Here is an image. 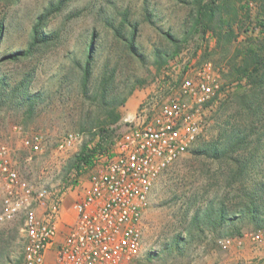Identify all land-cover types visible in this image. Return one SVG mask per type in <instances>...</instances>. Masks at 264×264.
Here are the masks:
<instances>
[{
  "label": "rangeland",
  "instance_id": "obj_1",
  "mask_svg": "<svg viewBox=\"0 0 264 264\" xmlns=\"http://www.w3.org/2000/svg\"><path fill=\"white\" fill-rule=\"evenodd\" d=\"M204 1L0 0V143L34 186L85 180L89 167L76 169L73 158L101 129L108 146L137 122L142 100L151 115L177 95L182 69L193 76L199 63L213 65L221 89L208 127L153 185L133 264H264V234L259 242L247 237L264 228V83L228 76L233 63L250 68L248 47L264 44V0H222L223 22L216 15L207 28L199 22ZM36 131L45 136L39 154L21 141ZM67 132L78 139L56 149ZM21 229V215L0 221V264H21ZM225 237L227 248L219 243Z\"/></svg>",
  "mask_w": 264,
  "mask_h": 264
},
{
  "label": "built area",
  "instance_id": "obj_2",
  "mask_svg": "<svg viewBox=\"0 0 264 264\" xmlns=\"http://www.w3.org/2000/svg\"><path fill=\"white\" fill-rule=\"evenodd\" d=\"M187 70L179 74L177 95L161 100L156 112L149 115V101L139 103L137 122L94 152L85 180L34 186L19 175L0 143V221L22 217L21 264H133L140 257L142 220L153 185L204 134L219 87L210 61L199 63L193 76ZM77 139L67 132L56 149H68ZM44 140L40 131L21 139L34 154L44 151ZM68 190L75 194L64 219ZM61 225L66 228L59 238ZM263 234L264 228L247 237L259 242ZM231 241L225 237L219 243L227 248Z\"/></svg>",
  "mask_w": 264,
  "mask_h": 264
},
{
  "label": "trees",
  "instance_id": "obj_3",
  "mask_svg": "<svg viewBox=\"0 0 264 264\" xmlns=\"http://www.w3.org/2000/svg\"><path fill=\"white\" fill-rule=\"evenodd\" d=\"M222 2V0H205L202 4L199 5V14H200V23H203L204 28L208 25L207 22H211L215 17H217L218 23H222L223 19L221 16V13L223 11L222 4H219V2ZM217 15V16H216ZM123 20H125V16L123 17ZM264 26V23L262 24ZM207 28V27H206ZM34 33H37L36 27H34ZM35 39H37V35H33ZM46 41V38H43V40H40V43H43ZM248 54H246V57H253V65L249 68L250 64L248 62H242L241 64L233 63L230 65V72L228 73V76H233L239 80H241L243 77L248 79V81H252L253 85L264 83V44L258 48V51L255 50L252 46L248 47ZM22 53H14L13 56L17 57L18 55H25L28 50L21 51ZM88 59L86 60L84 66H83V73L86 74L88 69ZM236 75V76H234ZM242 77V78H241ZM256 78L259 80L256 81ZM4 81L0 79V86H3ZM221 89V86L218 87V89ZM217 89V90H218ZM3 91L0 89V98L2 97ZM113 121H117L119 119V115L114 116ZM107 135V129H101V138L100 140L91 148L83 147L80 149V151L75 155L73 158V166L76 169H81L84 166L89 167L92 164V156L94 152L98 149H103L106 146L104 145V139ZM112 143V142H111ZM244 168L240 167V172H242ZM248 213L252 219L255 217L256 210L252 206ZM218 216L221 218L223 216V213L220 210H218Z\"/></svg>",
  "mask_w": 264,
  "mask_h": 264
},
{
  "label": "crops",
  "instance_id": "obj_4",
  "mask_svg": "<svg viewBox=\"0 0 264 264\" xmlns=\"http://www.w3.org/2000/svg\"><path fill=\"white\" fill-rule=\"evenodd\" d=\"M132 103H131V107L133 108V110H136V108H137V106H138V102H139V98L138 99H134V100H132L131 101ZM72 199V198H71ZM69 200V199H66V200H64L63 201V208L65 207V209H69L68 208V206H69V204L71 203V201L72 200ZM65 209H63V210H65ZM67 212V211H66ZM62 216L64 217V219H66V217H67V215H66V213L63 211V213H62ZM60 229H61V231L59 232V235H58V237L59 238H61L62 237V235H63V233H64V231H65V227H63V225H61L60 226Z\"/></svg>",
  "mask_w": 264,
  "mask_h": 264
}]
</instances>
